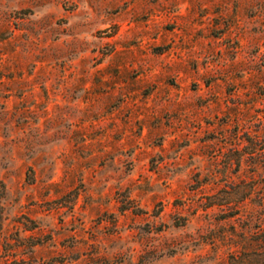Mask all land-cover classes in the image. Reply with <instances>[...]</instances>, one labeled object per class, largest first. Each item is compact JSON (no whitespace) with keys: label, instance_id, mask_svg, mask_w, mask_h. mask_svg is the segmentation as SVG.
Instances as JSON below:
<instances>
[{"label":"rangeland","instance_id":"obj_1","mask_svg":"<svg viewBox=\"0 0 264 264\" xmlns=\"http://www.w3.org/2000/svg\"><path fill=\"white\" fill-rule=\"evenodd\" d=\"M0 264H264V0H0Z\"/></svg>","mask_w":264,"mask_h":264}]
</instances>
